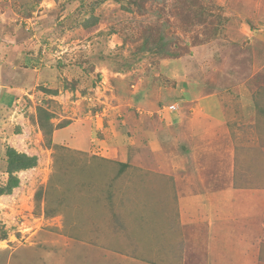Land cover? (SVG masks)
I'll return each mask as SVG.
<instances>
[{
    "label": "rangeland",
    "instance_id": "374dc122",
    "mask_svg": "<svg viewBox=\"0 0 264 264\" xmlns=\"http://www.w3.org/2000/svg\"><path fill=\"white\" fill-rule=\"evenodd\" d=\"M233 2L0 0V64L11 66L16 56L27 53L25 68L68 70L61 88L71 91L70 99L52 101L50 114L66 118L57 125L80 117L86 119L82 124L91 122L96 127L90 138L96 149L91 151L100 154L90 157L71 153L68 146L51 147L44 134L43 148H52L51 153L23 152L37 156V165L17 171L24 184L0 195V264H234L232 255L242 249L245 254L235 256V264H264V243L250 250L243 239H235L239 247L227 254L210 234L212 246H194L202 227L194 231V220L181 215L177 200L183 189L174 175L165 177L173 170L190 175L191 157L183 159L184 148L177 146L161 152L162 145L175 142V132L166 125L176 126L196 102L214 105L218 100L230 119L233 185L244 195H264V59L251 62L252 46L235 41L233 36L246 32L240 23L254 22L235 10ZM260 19L257 24L264 23ZM251 106L257 109L256 123L247 117ZM11 115L0 117L4 135L13 133L3 127L14 123ZM147 128L158 132L154 144L163 157L151 153L148 161L144 151L126 157L147 168L107 157L114 145L120 151L124 143L133 153L138 148L133 144L141 140L144 150L152 152ZM130 137L134 143L128 146ZM190 137L201 164L203 156L215 153L218 158L227 145L221 135ZM7 168L8 162L0 164V188L8 183ZM260 231L264 235V226Z\"/></svg>",
    "mask_w": 264,
    "mask_h": 264
},
{
    "label": "crops",
    "instance_id": "0c3cea01",
    "mask_svg": "<svg viewBox=\"0 0 264 264\" xmlns=\"http://www.w3.org/2000/svg\"><path fill=\"white\" fill-rule=\"evenodd\" d=\"M233 1L234 9L241 11L243 16L249 15L251 18L250 20H253L254 22L253 24L246 25V22H241L240 25L242 28L245 27L246 32H244V34L240 32L238 35L233 36L235 41L241 43L245 42L248 47L252 46V51L249 53L252 57L249 56L251 62L256 61L254 58L264 59V23L257 24L258 21L261 20L260 18H264V0H237L240 3H235L236 0ZM29 59L27 53L20 54L13 59L14 63L11 66L1 65L2 63L0 64V117L4 113L5 115L6 113H11V118L13 117L15 119L14 123L9 122L3 126L8 127V129L13 128L12 134L4 135V129L2 130L3 132H0V164L4 166L7 164L6 148L9 146L16 148L19 152H26L37 156L43 152L44 139L38 121V107L42 106V108H45L48 112H52V109L48 107L54 105V102L52 101L62 103V101L70 99L69 95L71 91L66 90L64 93L62 90L64 87L61 88L64 76H66L68 70H64L62 74L58 70L50 68H41L34 71V69L32 70L22 66V64ZM27 80L31 82H27ZM40 85L44 86L45 90L35 89L36 86ZM183 91L184 90L181 89L178 92L182 93ZM26 96L30 99L32 104H30V102L28 103ZM43 100H46V102H43ZM76 101L81 102L80 99ZM218 102V100L217 103L215 102L216 105L215 103L214 105H211L209 102L201 105L199 102H196V104L192 105V110H189V115L178 117V122H175L176 126L172 122L166 125L167 128L169 127V130L175 132V142L167 144L166 146L162 145L164 149H162L161 152L164 153L168 148L172 149L177 146L181 149L184 148V153L182 155L183 159L188 156L191 157L190 162H192L193 165L191 166V169L194 171H191L190 175L188 170L185 169L188 167L184 164L183 168L186 170L185 172L177 170V174H175L176 172L173 170L172 172H168L170 175L167 174L165 177H172L171 175H174L178 189H183L182 193L180 192L181 195L179 200H177V206L181 215H187L194 220V231L198 230V227H202V229L200 228V230L203 231L201 236L198 232L195 234L196 241L193 242L194 246L203 245L202 243H206L208 247L212 246L213 244L209 243L207 240L211 237L210 234H212V238L215 240L213 243L222 244L225 249H227V254H230L229 252H231V249L236 250L239 247L238 244L235 248V239L239 241L238 243H241V239H243V242L246 245L249 244L250 250L255 246L258 248L263 245L264 235L260 230L263 229L264 226V195H262L261 192L254 195H244L242 194L243 191L235 188L233 185V159L235 158V149L233 148L232 143H229L232 141V131L229 128L230 119L227 110H224V106L222 107ZM17 103H20L18 107H16ZM24 104L26 107L29 105L28 108H21ZM253 105H255V103ZM13 106L15 107L12 108ZM72 108L74 109L73 113H77L78 107L74 105ZM249 110V115L247 114L248 119L250 121L253 119L254 123H256L258 117L257 109L256 112H254V108L251 106ZM34 117L36 120L30 121V118L33 119ZM61 119L55 117L50 119V122L56 126L52 133L51 147H54V145H63L68 146L71 153L87 154L90 157H93L95 154V156L100 155L97 151H91L96 149L93 147L92 140L90 139L93 135V131L96 129V127L95 129L91 127V122L89 124H82L86 120L85 118H74L64 127L58 128L57 122H60ZM136 123L139 125L138 128H140V122L137 120ZM138 128L137 130H139ZM130 129H132V127ZM87 130L89 133L88 136L85 132ZM107 130L110 129L107 128ZM147 130L148 132L146 134L149 135L148 137H150V139H153V141L151 140L148 143L150 147H152V152L144 150L145 145L143 144V140H141L140 143L136 144L135 142V144H133L134 141L130 137L128 146L133 144L135 148L138 147L136 150H133V153L130 152V150L126 151V148L123 146L127 145L124 143L122 147H120L122 148L120 151L115 147L116 145H114L111 148L110 155L107 157L127 164L133 162H129L128 158L126 160V157L139 154L143 151L144 154L141 155H143L148 161L151 160L150 156H148L151 153L154 158H158L159 156L163 157L159 154V149L161 148H158L154 144V142L156 143L158 140V132L154 131L153 128H147ZM193 133L198 136H203V138L205 135H211V137H218L221 135L224 138V141H227V145L220 150L221 154L218 155V158L214 156L215 153L203 156V163L201 164L200 152L196 147L195 140L190 137ZM120 137L124 140L125 136L120 134ZM178 141L180 142L179 144H177ZM52 150V148L49 149L46 147L44 153H51ZM133 164L140 166V168L146 167L142 163ZM32 169H35V167ZM161 169L164 168L161 166ZM21 173L24 172L21 171ZM182 173H188V178L183 179L179 177ZM204 176L208 177V184H204L206 182ZM209 181L214 183L209 186ZM218 182H220V184H216ZM21 183L24 184L23 181ZM202 188H206V191L203 192ZM192 190H195L196 192L191 193ZM1 196L6 197V195ZM250 212L254 213V216ZM243 219L246 221L248 220L246 225H243ZM209 222L213 225H210L209 228L205 230V226ZM240 225H243L242 229L240 228ZM233 234L236 236H231ZM221 241H224V243ZM244 251L245 249L240 250L237 252V255H244ZM237 255H232V258L234 259H232V262L234 264L235 261L238 263L234 258ZM228 256L229 255H227V257Z\"/></svg>",
    "mask_w": 264,
    "mask_h": 264
},
{
    "label": "trees",
    "instance_id": "16d2710c",
    "mask_svg": "<svg viewBox=\"0 0 264 264\" xmlns=\"http://www.w3.org/2000/svg\"><path fill=\"white\" fill-rule=\"evenodd\" d=\"M39 110H40L39 124H40L41 130L45 136V139L47 137H50L49 143L48 142L47 143L51 144L52 143L51 135L54 131V125L50 122V119L52 118V116L50 112H48V110H46L45 108L41 107L39 108ZM66 123L58 124L57 127L58 128L64 127ZM7 162H8L7 171L9 173V179H8V183L5 186H2L0 188V195L10 194L12 193L15 187L19 186L20 179L15 173L20 170H25V169L35 167L37 165V156H29L26 153L17 151L13 147H8L7 148ZM123 164L129 165L127 163H123Z\"/></svg>",
    "mask_w": 264,
    "mask_h": 264
},
{
    "label": "built area",
    "instance_id": "2783aa9c",
    "mask_svg": "<svg viewBox=\"0 0 264 264\" xmlns=\"http://www.w3.org/2000/svg\"><path fill=\"white\" fill-rule=\"evenodd\" d=\"M170 107L174 108V105H171Z\"/></svg>",
    "mask_w": 264,
    "mask_h": 264
}]
</instances>
